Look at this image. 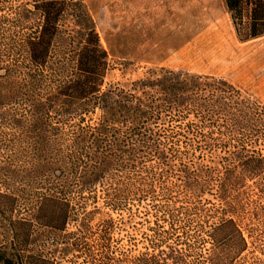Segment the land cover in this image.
<instances>
[{
	"label": "trees",
	"instance_id": "16d2710c",
	"mask_svg": "<svg viewBox=\"0 0 264 264\" xmlns=\"http://www.w3.org/2000/svg\"><path fill=\"white\" fill-rule=\"evenodd\" d=\"M226 2L235 24L238 26L241 21L246 24L245 36L238 28L242 39L264 34V0ZM13 11L12 18L0 14V25L7 19L12 29L24 26L22 32L16 31L11 36L13 57L6 64H2L5 49L0 48V66L5 65L6 70L0 73V234L6 237L0 243L3 249L0 262L53 264L50 258L37 254L15 258L26 253L30 243V220L18 212L23 199L21 193L30 183L31 174L35 175L31 170L48 171L54 162L58 163V174L40 199L42 205L58 206L53 219L58 221L60 229H65L69 207L75 198L96 199L101 192L105 204L117 209L132 187L138 190L150 178L159 176L161 182L170 174H175L186 190H196L207 170L184 162V158L201 147L202 138L208 141L212 136L204 129L214 125L215 116L223 117L221 113H224L222 120L227 121L218 128L219 133L229 127L228 119L233 114L225 111L235 89L222 79L163 67L131 81L129 86L117 83L104 88L107 51L82 0H32L15 6ZM244 11L248 15L246 22ZM66 13L76 22L82 38L74 60L67 58L66 53L55 51L60 21ZM21 50L26 55L22 56ZM191 113L199 121L184 122L182 119ZM176 120L178 123L174 124ZM236 123L234 127L238 128ZM51 133L58 136V158H53L49 146ZM29 147L36 152L31 167L26 156ZM236 153L242 156L234 166H225L218 182L217 195L225 211L231 205L230 190L240 183L235 170L243 167L241 174L259 178L264 166V154H242L240 150ZM258 184L264 190V182ZM192 208L183 210L186 213ZM174 215L172 210H165L170 227L156 229L151 240L153 248L138 254L109 252L106 241L112 219L101 221L94 231L100 253H87V261L90 264H204L202 259L189 258L194 243L184 227L186 234L177 230L180 227ZM85 221L78 229L80 233L69 240L70 244L78 243L82 235L92 231L93 227L89 228V222ZM218 232L223 233L225 242L232 244L230 253L241 254L248 249L247 236L234 218H223L209 231L211 236ZM166 238L173 240L170 243ZM163 241L165 247L160 246ZM245 258L241 262L233 258L228 261L216 250L206 257L211 264H264L259 258L255 261Z\"/></svg>",
	"mask_w": 264,
	"mask_h": 264
},
{
	"label": "rangeland",
	"instance_id": "374dc122",
	"mask_svg": "<svg viewBox=\"0 0 264 264\" xmlns=\"http://www.w3.org/2000/svg\"><path fill=\"white\" fill-rule=\"evenodd\" d=\"M24 2L31 3L32 0H0L1 16L12 18L13 8ZM226 3V0H82L85 10L94 20L100 43L107 51L104 88L117 83L129 86L131 81L162 67L191 75L210 76L225 80L234 87L233 99H228L230 105L225 111H230L233 118L229 117V127L224 129V133H219L218 128L227 121L222 120L224 113H221L223 117L215 116L214 125L204 129L212 136L207 138L208 141L202 138L199 141L201 147L184 158V162L207 170L196 190H186L175 174H170L165 175L161 182L159 176H154L138 190L132 187L117 209L105 204L101 192L96 199L89 196L75 198L69 207L65 229H60L58 221L53 219L58 206L42 205L40 199L58 174V163L54 162L48 171L31 170L35 175L31 174L28 178L30 183L21 193L23 199L18 212L30 220V243L26 253L17 254L16 259L37 254L50 258L53 264H90L85 255L100 253V243L95 242L94 231L98 223L107 218L112 219L106 241L109 252L118 255L151 250L155 230L170 227L165 219V210H172L180 227L177 230L186 234L183 233L184 227L194 243V251L189 257L192 260L199 258L204 264H211L206 257L216 250L221 258L227 257L228 261L233 258L241 262L248 256L245 260L259 258L264 263V190L258 184L264 182V166L259 178L241 174L243 167L235 170L240 183L230 190L228 211L222 210L225 205L217 195L219 177L226 170L225 166H234L242 156L237 151L264 154V34L242 39L238 28L245 36L243 28L246 24L242 21L238 26L235 24ZM28 6L31 7L30 4ZM243 15L246 22L247 11ZM1 23L0 48L5 49L2 64H6L13 57L11 36L16 31L22 32L24 26L12 29L7 19ZM60 23L55 51L61 55L66 53L67 58L74 60L82 41L79 27L68 13ZM20 54L24 56L26 51L21 50ZM5 72V65L0 66V73ZM182 120L199 121L194 113ZM234 121L238 128L234 127ZM49 146L53 158H58L56 134L51 133ZM26 153L31 167L36 160L35 149L29 147ZM185 207L193 208L185 213ZM89 211L91 214L86 216ZM223 218H234L244 230L249 244L241 254L238 251L230 253L232 244L224 241L223 233L210 235L212 226ZM85 219L89 228L93 227L92 231L84 237L82 235L78 243L70 244L69 240H74L80 233L78 229ZM4 238L0 234V243ZM166 239L170 243L173 240ZM165 242H160V246L165 247ZM7 256L11 257L12 253Z\"/></svg>",
	"mask_w": 264,
	"mask_h": 264
}]
</instances>
